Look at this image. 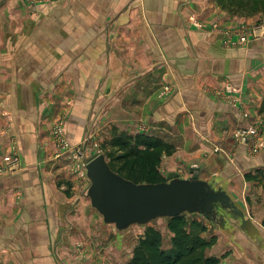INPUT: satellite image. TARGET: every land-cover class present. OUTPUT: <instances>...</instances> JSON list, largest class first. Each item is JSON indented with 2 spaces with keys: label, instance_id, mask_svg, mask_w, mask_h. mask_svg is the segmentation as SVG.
<instances>
[{
  "label": "crops",
  "instance_id": "0c3cea01",
  "mask_svg": "<svg viewBox=\"0 0 264 264\" xmlns=\"http://www.w3.org/2000/svg\"><path fill=\"white\" fill-rule=\"evenodd\" d=\"M216 24L264 26V17L231 16L217 0H0V166L16 152L22 167L0 177V264L130 261L92 208L89 181L59 152V123L73 148L116 134L173 146L161 174L225 187L253 225L206 224L203 238L217 239L207 254L264 264V188L245 179L264 172V151L234 139L264 131V36L231 46ZM229 84L239 107L217 97Z\"/></svg>",
  "mask_w": 264,
  "mask_h": 264
},
{
  "label": "water",
  "instance_id": "95a60500",
  "mask_svg": "<svg viewBox=\"0 0 264 264\" xmlns=\"http://www.w3.org/2000/svg\"><path fill=\"white\" fill-rule=\"evenodd\" d=\"M86 172L92 208L104 225L114 226L120 234L180 215L201 216L224 231L233 229L230 218L246 232L253 227L225 187L200 179L198 173L190 179L172 173L162 183L136 184L115 173L103 154L87 164Z\"/></svg>",
  "mask_w": 264,
  "mask_h": 264
},
{
  "label": "trees",
  "instance_id": "16d2710c",
  "mask_svg": "<svg viewBox=\"0 0 264 264\" xmlns=\"http://www.w3.org/2000/svg\"><path fill=\"white\" fill-rule=\"evenodd\" d=\"M221 10L231 16L252 18L264 14V0H217ZM264 115V102L259 112ZM111 152V169L123 178L136 184H158L165 182L160 172L164 156H172L175 148L170 144L147 135L131 136L116 134L108 142ZM247 182H256L264 188V172L248 173ZM188 215L169 218L168 229L173 235L172 249L162 248L163 236L149 228L139 240L128 264H220L217 257L207 251L217 242L202 237L207 227L198 221L190 222Z\"/></svg>",
  "mask_w": 264,
  "mask_h": 264
},
{
  "label": "rangeland",
  "instance_id": "374dc122",
  "mask_svg": "<svg viewBox=\"0 0 264 264\" xmlns=\"http://www.w3.org/2000/svg\"><path fill=\"white\" fill-rule=\"evenodd\" d=\"M258 16L261 18V17H264V14H260ZM258 16H255V17H258ZM255 17H252V18H255ZM239 18L249 19V18H244V17H239ZM261 27L264 28V26H261V25L260 26L259 25H257V26L242 25L239 28L225 30V29L220 28V26L216 24V25L213 26V29L217 30V32L223 34L225 36V38L227 39L228 44H231V46L247 47V46H249L251 44L252 41H254V40H256L258 38L260 33H262V35L264 36L263 32L258 31ZM244 30L248 31L250 34H253V33L258 31V33L256 34L257 37L250 38V41L248 42V44H240L238 42L239 38H237L236 35H237L238 32L241 33ZM88 140L90 142V145L88 146V144H87L86 147L88 146V148H90V149L83 148V150H82V153H84L83 156L85 157V161L86 162H90L96 156L101 155V154H103L104 156H106V155L108 156L109 152H111V148L109 147V144H108V142L111 139L100 138V140H97L93 136H89ZM259 140L262 142V144H264V131L262 132L261 128H260V133H259ZM75 149L78 150V148H75ZM261 149L262 150H261L260 154L264 151V147L261 148ZM59 152L61 153L60 150H59ZM14 153H16V152H14ZM107 161L109 163V161H111V159H109V160L107 159ZM20 168H22V167L19 166V164H18V166L16 168L13 167V171H12V167L8 166V169H6V167H5L6 173H14L16 171H19ZM71 168L73 169L74 167L71 166ZM68 170H70L71 173H74V171H75V170L72 171L69 168H68ZM162 176L165 178V180H167L168 176H167V174L165 172H164V174H162ZM84 178L87 181H89L88 177L85 176ZM88 183H89V187H90V181ZM81 189H83V186H82ZM70 190H71V188H69L68 191H70ZM261 201H263V199H261ZM249 206H252V203H249ZM245 208L247 209L246 206H245ZM187 217H188L190 222L195 220V221H198V222L202 223L205 226H206V224L208 225V227L211 226V229L215 228L214 225H212L209 221H207L205 218H203L201 216L195 215V216H187ZM100 219H101V221H103L102 217H100ZM102 224H104V223L101 222V225ZM168 225H169V220L168 219H158L155 222H152V223H150V224H148L146 226H133V227H131L130 229H128L126 232H124L122 234H118V232L116 231L114 226H105V227H113L114 228V231L117 232V234H118L116 237H117L118 241H120L119 242L120 245H118V246H120L119 250L124 255L123 258L124 259L127 258L129 256V254L132 252L131 257H130V260H131V258L133 256V251L136 248L139 240L143 237L144 233L149 228H154V229L158 230L162 234V236H163L162 248L165 251H170L172 249V237H173V235L170 233V231L168 229ZM207 230H208V228H207ZM211 231H213V230H211ZM100 234H101V228H100V233L98 234V237H100ZM203 235H202V237H205ZM205 238H209V236H206ZM93 262L91 264H108L106 261H104V260L101 261L99 259H97V260H95Z\"/></svg>",
  "mask_w": 264,
  "mask_h": 264
},
{
  "label": "built area",
  "instance_id": "2783aa9c",
  "mask_svg": "<svg viewBox=\"0 0 264 264\" xmlns=\"http://www.w3.org/2000/svg\"><path fill=\"white\" fill-rule=\"evenodd\" d=\"M258 31L264 33V28L261 27ZM258 31L253 34H250L246 30L242 31L241 33L238 32L236 35L237 38H239L238 42L240 44H248L250 38L257 37L256 34L258 33ZM238 92L239 91L237 88L229 84L225 88V90L217 93V97L219 98V100L226 101L234 107H239V100L236 97ZM243 115L245 117H248L246 113H244ZM259 133L260 129L258 127H249L247 129L237 131L234 134V139L237 141L239 146L246 147L253 156H257L260 155V152L262 150L261 148L264 147V144H262V142L259 140ZM54 137L56 139L58 148L61 151V154L67 157V162H69V164L74 167L73 169L77 173H81L83 176L87 177L86 166L89 162L85 161V157L83 156L84 153H82L83 149L78 148V150H76L70 145L66 138L63 123H59L54 128ZM19 161L20 158L15 153L4 157L3 163L5 166L0 167V177L6 174V169H8V166L12 167L13 171V167L16 168L19 164Z\"/></svg>",
  "mask_w": 264,
  "mask_h": 264
}]
</instances>
